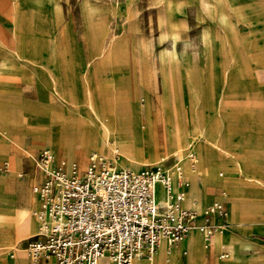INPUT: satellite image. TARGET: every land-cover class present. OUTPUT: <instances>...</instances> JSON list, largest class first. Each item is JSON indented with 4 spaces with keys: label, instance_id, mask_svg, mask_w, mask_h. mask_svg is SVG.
Returning <instances> with one entry per match:
<instances>
[{
    "label": "rangeland",
    "instance_id": "1",
    "mask_svg": "<svg viewBox=\"0 0 264 264\" xmlns=\"http://www.w3.org/2000/svg\"><path fill=\"white\" fill-rule=\"evenodd\" d=\"M22 2L20 9L35 16L28 24L36 33L28 54L36 55V63L26 74L29 80L23 96L34 101L29 108L37 113L34 122L38 126L53 109H84L100 88L121 101L140 86L162 125L157 126L158 162L173 159L170 164L176 163L173 155L178 151H165L162 139L173 127L198 156L193 149L196 117L216 139L217 145L208 141L206 146L225 154L244 148L243 143L231 145L225 139L227 134L264 138V0H0V38L11 47L16 40L4 34L11 31L9 16ZM45 43L56 48L58 58L51 70L46 67ZM53 45L49 47L52 52ZM108 76L109 84L99 83ZM38 86L49 93L43 94L42 104ZM60 87L74 89L77 104L67 100ZM8 123V111L3 107L0 126L6 128ZM143 135L146 142L145 127ZM28 151L0 152V176L7 179L1 190L18 209H32L35 200L32 188L36 184L26 180V173L32 175L35 169L31 156L37 148ZM47 151L54 153L50 148ZM61 151L65 150L55 153ZM16 157L20 167L13 170ZM181 166L184 177L183 163ZM15 171L23 177L17 178ZM13 179L20 181L14 185ZM3 218L1 227L14 224L11 215ZM238 228L231 226L241 230ZM253 237L264 241L262 232ZM29 238L20 242L22 247ZM0 243L8 247L14 236Z\"/></svg>",
    "mask_w": 264,
    "mask_h": 264
},
{
    "label": "built area",
    "instance_id": "2",
    "mask_svg": "<svg viewBox=\"0 0 264 264\" xmlns=\"http://www.w3.org/2000/svg\"><path fill=\"white\" fill-rule=\"evenodd\" d=\"M192 164L195 163L191 156ZM42 180L32 188L38 197V215L49 220L25 244L27 264L52 258L57 264H132L151 260L161 241L177 245L191 228L207 238L226 223L222 202L202 210L182 205L185 182L179 162L137 171L116 168L92 152L84 168L63 153L41 149L34 158ZM172 171L176 186L171 181ZM11 252L8 253L10 255Z\"/></svg>",
    "mask_w": 264,
    "mask_h": 264
},
{
    "label": "bare ground",
    "instance_id": "3",
    "mask_svg": "<svg viewBox=\"0 0 264 264\" xmlns=\"http://www.w3.org/2000/svg\"><path fill=\"white\" fill-rule=\"evenodd\" d=\"M30 56L34 57L36 55L33 56L30 54ZM62 89L66 99L77 104L79 98L75 90L70 87H62ZM139 89L140 86L135 94L124 95L123 100L120 101L108 96V92L100 88L93 98L89 97L90 101H88L84 109L71 106L53 109L50 116L44 120L43 125H35L32 136L43 142L42 146H46L44 148L45 150L50 148L55 153L59 149H64L72 157H79L81 168L86 166L88 157L92 152H99V154L109 158L116 168L137 171L145 166V162H149L146 165H153L160 159V149L158 150L156 135L157 115L151 108L147 92H142ZM37 93L39 96L38 101L43 99V93L39 89H37ZM196 118L193 128V149L198 152L197 157L192 154L191 146L186 143L185 137H182L174 127L168 135L167 133L162 134L165 142V151L171 149L177 150L178 154L173 155L174 161L179 162L180 166L181 163L184 165V177L182 178L185 182V188L182 205L185 207L196 204L194 201L197 198L196 177L211 157L210 148L206 146V142L212 141L213 144L217 145L216 139L209 133V127L200 124L198 117ZM8 125L6 128L0 126V131L7 133L9 129ZM25 125L23 124V126ZM14 126L21 127L20 120H14ZM144 127L147 129L146 142L144 141L143 135ZM16 142L27 150L25 148L27 145L26 137L21 140L16 138ZM226 154L232 156L231 153ZM191 156L195 159L194 164H192ZM160 161L157 164H162L163 161ZM236 163H238L241 169L240 161L237 160ZM173 165L166 164L165 166L168 170H171ZM19 167V158H16L14 169ZM16 177H23V174L16 172ZM19 181L13 179L12 182L16 185V182ZM171 181L173 186L176 185V176L173 171L171 173ZM34 197L35 200L32 209L12 210L10 208L13 204L5 197L4 192L0 190V220L4 219L3 215L5 211H9V213L14 212V243L8 247H5L6 245L4 243H0V257H5L11 252L10 257H14V264H19V256L25 259L27 258L26 250L21 246L20 242L24 238L39 234L45 224L50 223L49 220H44L39 217L37 207L39 204L36 193H34ZM256 212L258 211L254 206L244 205L239 210V219L242 221H251L254 219L253 216ZM2 230L0 229V240H6L8 237L3 234ZM187 233V264H201L202 251L209 242L204 234L195 228L189 229ZM193 234L197 235L195 240L193 239ZM220 237L221 232L217 231L215 235L216 246L220 243ZM228 253L221 257H229L230 253ZM49 260L51 261L53 259L50 258ZM173 261L174 255L172 254L171 248L165 246V242L161 241L150 261L146 259H134L132 264H174ZM49 264L52 263L49 262ZM55 264L57 263L55 262Z\"/></svg>",
    "mask_w": 264,
    "mask_h": 264
},
{
    "label": "crops",
    "instance_id": "4",
    "mask_svg": "<svg viewBox=\"0 0 264 264\" xmlns=\"http://www.w3.org/2000/svg\"><path fill=\"white\" fill-rule=\"evenodd\" d=\"M23 5V2L22 4H16L15 12L13 9V13L9 16L12 23L11 31L4 34L16 40L14 46H8V44L5 43L6 39L0 38V109L3 107L7 109L8 120L10 121L8 132L5 133L0 131V152L6 153L12 152L13 150L26 152L29 149L37 148V152L34 156H31L34 162L35 156L43 148V142L32 136L33 129L37 124L34 122L37 113L30 110L29 107L33 105L34 101H28L27 98L23 96V92H25V84L29 80L26 74L35 67L34 63H36L34 58L28 54V47L33 44L30 40L36 35V33H33L32 27H28V24L30 25L35 21V16L29 15L23 8L20 9ZM45 45L47 47L45 54L48 59L46 67L48 70H51L56 66L58 58L56 48L50 43H45ZM52 45L54 46L53 52L49 48ZM31 80H34V78ZM109 81L110 77L108 76L104 81L99 80V83L109 84ZM18 86H20L21 89H18ZM40 87L39 90L41 89ZM42 91L43 94L46 93L45 90ZM32 92H35V88L32 89ZM45 95H49V93L47 92ZM45 95H43V98ZM186 107L188 109V106L185 105L184 110ZM186 118L189 120V109ZM14 120H20L21 127L14 126ZM23 124L26 125L23 126ZM158 125L162 127L160 122L157 123V126ZM220 131L222 132L223 130L220 129ZM156 132L157 142H159L157 127ZM25 137L27 139V145L25 147L27 150L16 142V138L21 140ZM225 139H227L231 145H236V147L237 143H243L244 148L233 151V154L231 153L232 156L225 154L222 150L210 148L211 157L198 172L196 177L197 198L194 199L196 204L186 207L200 211L214 202H222L226 209V217L224 220L217 217L213 218L214 223L224 222L227 224V226L217 230L221 232V244L215 245L216 231L213 234L210 245L208 243L209 246L207 245L202 251L201 264H264V241L253 237L255 233H264V215H262L264 214V138L240 137L230 133L227 134V138L225 136ZM63 153L68 156L69 160H74L79 164L78 158L72 157L66 151L54 154L59 158ZM237 160L240 161L241 169L238 163H236ZM15 162L13 160V169L15 168ZM172 162L173 159L169 161L164 160L162 164L164 163L166 165ZM216 169L221 170L216 172ZM26 175L28 180L33 182L36 181L35 184L40 183L43 177L42 172L38 170L36 166L32 175H30V173H26ZM4 184H7V179L0 176V190ZM174 189H177L176 185H174ZM242 205H252L259 211L256 212L257 215L253 220L242 221L239 219V210L243 207ZM10 209L14 210L18 208L14 204ZM5 215L14 217V212L9 213V211H5L3 217ZM3 222L4 221L0 220V224ZM231 226H239L238 229L241 228V230H239L241 232L231 229ZM5 228L0 227L8 238L13 236L14 224L9 228ZM192 236L195 240L197 235L193 234ZM187 241L188 237L186 235L183 241L170 247L174 255V264H187ZM23 248L25 249V247ZM227 252L230 253H228L229 257H221L227 254ZM141 260L143 259L141 258ZM49 262L55 264L53 260H49L42 264H49ZM14 263L15 260L13 256H9V258L0 257V264ZM18 263L27 264V258L25 259L19 256Z\"/></svg>",
    "mask_w": 264,
    "mask_h": 264
}]
</instances>
